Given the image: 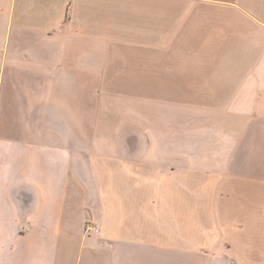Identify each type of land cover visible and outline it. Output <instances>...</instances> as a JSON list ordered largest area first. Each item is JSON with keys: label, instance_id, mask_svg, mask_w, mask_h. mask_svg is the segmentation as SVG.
<instances>
[{"label": "crops", "instance_id": "0c3cea01", "mask_svg": "<svg viewBox=\"0 0 264 264\" xmlns=\"http://www.w3.org/2000/svg\"><path fill=\"white\" fill-rule=\"evenodd\" d=\"M0 264H264V0H0Z\"/></svg>", "mask_w": 264, "mask_h": 264}, {"label": "rangeland", "instance_id": "374dc122", "mask_svg": "<svg viewBox=\"0 0 264 264\" xmlns=\"http://www.w3.org/2000/svg\"><path fill=\"white\" fill-rule=\"evenodd\" d=\"M148 95L150 94H91V101H94L92 104H111V107L91 109V148H141L144 143L142 136L144 138L147 130L146 123L148 118H152H145L146 106H150L154 119L161 117L160 94H154V99ZM115 102L121 104L116 110L113 108ZM129 103H136L137 107L131 108ZM114 116H118L116 120H113Z\"/></svg>", "mask_w": 264, "mask_h": 264}]
</instances>
